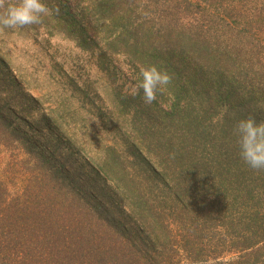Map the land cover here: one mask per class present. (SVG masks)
<instances>
[{"label":"trees","instance_id":"trees-1","mask_svg":"<svg viewBox=\"0 0 264 264\" xmlns=\"http://www.w3.org/2000/svg\"><path fill=\"white\" fill-rule=\"evenodd\" d=\"M44 2L41 23L0 28L171 79L151 104L115 93L125 144L97 146L0 58V264H264V170L233 134L264 121V0Z\"/></svg>","mask_w":264,"mask_h":264},{"label":"rangeland","instance_id":"rangeland-1","mask_svg":"<svg viewBox=\"0 0 264 264\" xmlns=\"http://www.w3.org/2000/svg\"><path fill=\"white\" fill-rule=\"evenodd\" d=\"M0 58L61 130L78 132L90 145L125 144L123 112L112 108L115 93L131 92L141 76L123 56L106 65L61 34L0 28Z\"/></svg>","mask_w":264,"mask_h":264},{"label":"clouds","instance_id":"clouds-1","mask_svg":"<svg viewBox=\"0 0 264 264\" xmlns=\"http://www.w3.org/2000/svg\"><path fill=\"white\" fill-rule=\"evenodd\" d=\"M58 11V9H57ZM51 12L44 0H18L9 3L0 14V25L6 28L23 27L41 23L42 17ZM141 79L131 89L136 95L143 91V100L151 104L156 100L157 91L170 82L167 72L150 66L141 70ZM239 155L253 170H264V121L258 122L254 117L237 120L233 129Z\"/></svg>","mask_w":264,"mask_h":264}]
</instances>
